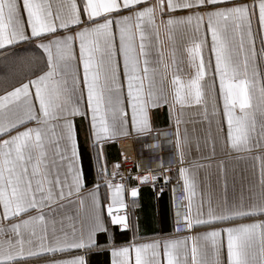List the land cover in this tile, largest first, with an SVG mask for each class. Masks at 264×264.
Wrapping results in <instances>:
<instances>
[{
	"label": "snow or ice",
	"instance_id": "1",
	"mask_svg": "<svg viewBox=\"0 0 264 264\" xmlns=\"http://www.w3.org/2000/svg\"><path fill=\"white\" fill-rule=\"evenodd\" d=\"M0 68V264H89L104 251L111 264H264V0H0ZM165 107L171 128L156 129ZM186 107L202 109L203 144L181 131ZM129 132L153 149L171 138L168 167H109L105 144ZM204 147L256 161L255 182L230 197L220 159L221 202L196 201L203 165L187 157ZM129 178L132 198L175 178L174 230L188 234L139 242L138 223L113 211ZM112 226L133 238L117 244Z\"/></svg>",
	"mask_w": 264,
	"mask_h": 264
},
{
	"label": "crops",
	"instance_id": "2",
	"mask_svg": "<svg viewBox=\"0 0 264 264\" xmlns=\"http://www.w3.org/2000/svg\"><path fill=\"white\" fill-rule=\"evenodd\" d=\"M151 2V0H149ZM78 50V44H77ZM3 69L0 68V72ZM190 69H186L182 72V75H187ZM14 84L15 80L10 81ZM167 86V84L165 85ZM205 91L208 93L209 82L207 78L204 81ZM218 88V83H217ZM3 86L0 85V94L3 92ZM10 90V88H9ZM222 108V103H221ZM202 109L197 107H186L184 110V120L185 124L181 126V131L187 128L189 136H198L201 140V144L208 133V125L203 121ZM258 121L260 117H257ZM77 125L83 124L84 126L79 129L78 139L80 144V151L83 154L85 167L88 165V149L85 140V131L87 128L86 123H84L79 117L76 119ZM154 128L156 129H169L171 128L170 121L167 115V108H161L158 115L154 114ZM215 126L213 125V133ZM171 138L159 137L156 144L158 147L150 148L154 141L151 138H140L134 132H129L127 135H120L113 140L108 141L105 144V153L109 162V167L113 163H119L121 152L119 142H127L133 146L134 153L137 158V165L144 168H153L160 162L161 159L165 161V167H168L167 160L171 159L173 156V147L169 142ZM189 162L194 160L198 161L203 167L196 170L197 175V187L196 196L194 199L199 201L202 197L207 198L211 196L214 204H219L224 195L222 182L218 180V168L217 161L224 159L227 169H228V194L233 196L239 194L241 183H254L257 171V162L248 159L247 161L237 162L236 160H229L221 153L220 149L217 148V155L215 157L211 156L210 148L204 147L200 153H197L195 149L188 154L187 157ZM173 168L176 167L175 164L172 165ZM243 170V171H242ZM175 174L173 173V176ZM207 177V180L205 179ZM246 178V179H243ZM91 179V177H89ZM173 184H176V179H173ZM136 186V181L130 179L128 182L129 191L125 193V204L130 208V219L134 223H138L139 232L137 234V239L139 242H150L154 239H166L174 238L177 235L183 236L188 233H176L174 230V213L175 208L172 203V192L171 188L164 190L162 193L157 195V191L148 185H139L138 196L132 198L130 196V188ZM93 184L89 183L87 188H92ZM87 190V189H86ZM100 197L104 205V214L107 217V205L109 204V199L107 198L106 188L101 187L99 189ZM135 199V205H132V200ZM115 210V208H114ZM259 217H252L251 219H257ZM250 222V221H245ZM204 228L195 229L196 232L205 231ZM112 231L116 237L117 244L127 243L133 238L132 231H121L118 227L112 226ZM98 240L103 243V235H98ZM75 254V253H72ZM43 259L46 257L39 258L33 261V264H41ZM89 264H111V254L110 251H104L101 254H92L88 257Z\"/></svg>",
	"mask_w": 264,
	"mask_h": 264
},
{
	"label": "built area",
	"instance_id": "3",
	"mask_svg": "<svg viewBox=\"0 0 264 264\" xmlns=\"http://www.w3.org/2000/svg\"><path fill=\"white\" fill-rule=\"evenodd\" d=\"M119 146H120V152H121V156H120V160H119V172L125 176H130V177H135L137 175H144L145 173L143 171H140V167L137 165V158L136 155L134 153L133 150V146L131 144H127V142H119ZM153 171L157 170L156 167L150 168ZM169 175H173V173H169ZM131 178H129L127 181H125V183H127ZM115 182H120V176L118 175L116 177V181ZM173 180L171 181V183L164 188V190L170 189L172 184H173ZM138 182H136L137 184ZM161 182L157 181V187L154 189L153 186L151 184H140V185H148L151 186L154 190H156L157 192L159 191V186H160ZM114 214L118 213V214H129L130 213V208L128 206H126L125 208H120V209H115L113 210Z\"/></svg>",
	"mask_w": 264,
	"mask_h": 264
}]
</instances>
